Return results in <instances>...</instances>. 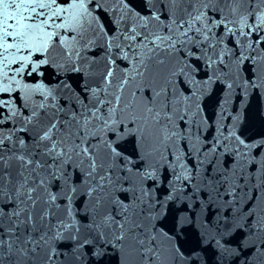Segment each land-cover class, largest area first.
<instances>
[{"label":"snow or ice","instance_id":"obj_1","mask_svg":"<svg viewBox=\"0 0 264 264\" xmlns=\"http://www.w3.org/2000/svg\"><path fill=\"white\" fill-rule=\"evenodd\" d=\"M0 264H264V0H0Z\"/></svg>","mask_w":264,"mask_h":264}]
</instances>
